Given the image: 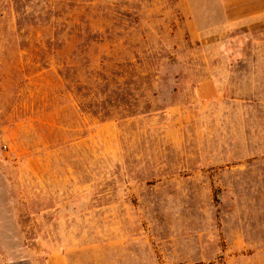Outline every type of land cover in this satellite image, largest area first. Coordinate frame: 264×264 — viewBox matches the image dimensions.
<instances>
[{
  "label": "rangeland",
  "instance_id": "rangeland-1",
  "mask_svg": "<svg viewBox=\"0 0 264 264\" xmlns=\"http://www.w3.org/2000/svg\"><path fill=\"white\" fill-rule=\"evenodd\" d=\"M183 1L0 0V264H264V16Z\"/></svg>",
  "mask_w": 264,
  "mask_h": 264
},
{
  "label": "crops",
  "instance_id": "crops-1",
  "mask_svg": "<svg viewBox=\"0 0 264 264\" xmlns=\"http://www.w3.org/2000/svg\"><path fill=\"white\" fill-rule=\"evenodd\" d=\"M227 3V2H226ZM187 7L189 2L183 1ZM233 14L236 15L235 20H256L259 16H264V0H232L231 1ZM195 36V33H191Z\"/></svg>",
  "mask_w": 264,
  "mask_h": 264
}]
</instances>
